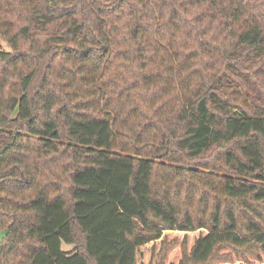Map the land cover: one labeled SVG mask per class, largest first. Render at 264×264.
Segmentation results:
<instances>
[{"label":"trees","instance_id":"1","mask_svg":"<svg viewBox=\"0 0 264 264\" xmlns=\"http://www.w3.org/2000/svg\"><path fill=\"white\" fill-rule=\"evenodd\" d=\"M0 230V264H264V0H0Z\"/></svg>","mask_w":264,"mask_h":264},{"label":"rangeland","instance_id":"2","mask_svg":"<svg viewBox=\"0 0 264 264\" xmlns=\"http://www.w3.org/2000/svg\"><path fill=\"white\" fill-rule=\"evenodd\" d=\"M3 236H4V231L0 230V240L3 238ZM63 248L68 249V248H71V246L67 244H63Z\"/></svg>","mask_w":264,"mask_h":264}]
</instances>
